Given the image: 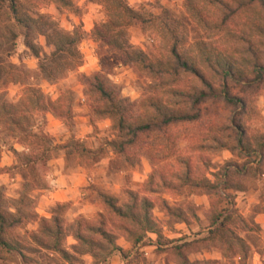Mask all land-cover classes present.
Returning <instances> with one entry per match:
<instances>
[{
    "label": "rangeland",
    "instance_id": "1",
    "mask_svg": "<svg viewBox=\"0 0 264 264\" xmlns=\"http://www.w3.org/2000/svg\"><path fill=\"white\" fill-rule=\"evenodd\" d=\"M72 1V9L54 2L42 4L39 9L35 6L31 8L33 13L40 11L49 16L66 33L76 30L82 33L78 45L82 55L81 66L57 78L47 79L39 70L41 61L54 51L53 47L47 44L45 37L39 36L35 39L39 51V56H36L25 44L23 28L15 23L8 11L3 10L0 15V32L15 35L14 52L9 62L26 70L22 82L10 83L7 86L0 83L3 100L20 106L25 100L24 89L29 85L39 88L52 100L62 97L71 104L73 110V117L68 121L58 119L52 113L31 118L29 125L35 132L47 134L54 149L45 166L38 165L34 173L25 171L26 182L22 177V169L16 167L18 163L14 153H22L25 148L18 142L17 136L13 135L5 124L0 123V191L5 197L4 206L12 212H15V207L20 206L25 213H36L40 190L49 186V179L54 174L53 167L59 160L64 159L67 168L81 165L93 169L95 174L106 172L108 179L101 181L102 189H111L115 194L112 197L118 200L122 208L130 202L128 190L137 191L140 197L150 199L154 205L151 217L162 226L163 237L159 240L153 234H145L130 222H126L127 228H124V222L108 214L100 200L104 193L96 183H91L90 195L97 203L98 210L92 212L87 219L82 215L76 217L75 208L70 205H62V216L69 229L76 221L95 220L101 213L104 215L105 230L109 236L85 232V235L93 236L97 242L91 246L77 242L72 235H68L61 242L67 254L46 249L32 236V231L37 232L41 227L40 216L36 213L39 216L37 220H31L15 230L11 241L13 248L3 250L13 254L18 259V264H172V255L161 249H166L172 240L203 236L206 232L204 227L194 231V225L207 223L208 227L207 215L211 203L221 198L219 195H206L189 188H185L181 193L161 191L159 188L156 192H150L146 190L150 174L158 170L171 173L178 167L177 157L186 156L190 157L195 165L200 164V179L212 181L227 163L243 165L249 159L227 149L220 159L215 156L189 155L191 141L187 136L177 142L176 153L168 158L161 159L157 155L149 158L144 155L134 164H129L123 157L117 156L112 148V142L117 138L114 121L103 113L104 105L92 90V83L96 78L116 95L127 100L135 116L154 112L156 106L167 107L179 97L172 93L174 88L170 86L171 80L155 77L133 64L125 63L120 52L95 39V25L107 20V11L100 0ZM217 4L215 0H201L199 6L196 0H144L136 7L131 6L150 18L151 22L145 28L128 29L129 47L160 57L167 52L171 42L177 41L179 45L181 42L187 43L191 35L198 47L211 41L220 60L239 65L232 55L228 37L221 35L217 27L203 22L205 16L218 18L217 9L214 7ZM212 33L216 35L211 36ZM180 50L187 55L185 49ZM196 84L197 81L192 76L183 75L177 89L186 90ZM197 126L198 124L188 125L172 130L175 133L178 129H194ZM65 144L67 147L64 149L62 146ZM3 153H6L8 158ZM3 158L5 164L1 166ZM214 168H219L220 171H211ZM202 169L208 170L207 176L203 175ZM262 175L264 162L261 165L255 164L253 168L247 166L246 172L234 180L235 187L241 188L230 190L237 212L247 222L246 227L238 230L248 248L247 259L241 261L227 249L211 247L194 253L203 257L202 260L194 262L264 264V191L260 190L257 183ZM25 194L30 199L29 206L26 207L19 201L20 196ZM163 201L173 209L174 215L166 213ZM56 211L57 205L51 208V216ZM51 216L45 218L49 219ZM180 216L185 217L186 222H182ZM138 237H141V240L136 243ZM118 249H122V254Z\"/></svg>",
    "mask_w": 264,
    "mask_h": 264
},
{
    "label": "trees",
    "instance_id": "2",
    "mask_svg": "<svg viewBox=\"0 0 264 264\" xmlns=\"http://www.w3.org/2000/svg\"><path fill=\"white\" fill-rule=\"evenodd\" d=\"M100 1L107 11V20L95 25L93 29L95 39L120 52L125 63L133 64L155 77L172 80L176 75L175 63L179 59L176 56L178 42H171L167 52L160 57L149 55L142 50L131 49L127 40L128 29L130 27L145 28L150 24L151 19L132 8L125 0ZM215 1L219 4V0ZM48 2H54L68 9L74 7L72 0H0V15L3 10L8 11L15 23L23 28L25 44L36 56H39L35 44L37 37L44 36L47 44L53 47L54 51L49 57L44 58L39 66L40 73L45 78L51 79L81 66L82 55L78 45L81 42L82 33L79 30L66 33L49 16L40 11L33 13L32 6L39 9L42 4ZM14 37L13 34L6 35L0 32V83L3 86L22 82L26 75L24 68L9 62L14 52ZM221 62L226 74H231L235 66L237 75H240V65L222 60ZM183 75L192 76L197 81L196 85L186 89L196 94V88L202 86L203 81L194 74L188 73L186 69L183 70ZM92 90L104 105L103 113L114 121L117 138L112 142L113 152L123 157L129 164H134L144 155L149 158L157 155L161 159L174 156L177 151V141L166 133L169 130L173 132L174 128L198 124L194 120H181L172 122L165 129H161L156 127L154 122L158 120V114L164 108L163 106H156V111L144 116H135L127 100L116 95L100 79L96 78L93 81ZM176 90L185 89H173L174 95ZM24 92L25 100L20 106L4 101L0 94V123L5 124L25 148L22 153L17 151L14 153L17 156L16 167L22 169V177L26 182L25 171L30 170L34 173L38 165L45 166L54 149L47 134L35 132L34 128L29 125L31 118L52 113L56 118L68 121L73 117V110L67 100L62 97L52 100L37 87L27 85ZM179 99L182 98L179 97ZM173 106L179 109L186 108L184 104ZM66 147L67 144L62 146L64 149ZM220 147L249 160L243 165L227 163L216 176L215 183L200 179L198 175L200 164L195 165L192 159L186 156L177 157L178 167L175 171L168 173L158 170L151 173L148 178L146 190L150 192H156L159 188L161 191L181 193L185 188H189L206 195H219L221 198V201L216 200L211 203L207 215L209 225L203 236L172 240L165 247L166 249H161L166 250L172 256L175 255L181 261L185 253L192 255L211 247L227 249L241 261L247 259L248 248L238 232L247 226V222L237 212L230 190L241 188L240 186L235 187V178L242 176L247 166L253 168L255 164L261 165L264 162V155L259 152L249 155L244 146H241L238 152H234L231 147L223 143ZM229 176L230 179L227 178ZM127 195L130 202L125 208H122L118 200L110 195L102 194L100 200L108 214L124 222V228H127L125 223L130 222L139 227L143 233L153 234L160 240L163 237L162 226L151 217L153 202L147 197H140L137 191L128 190ZM29 200L26 194L19 198L21 205L25 207L29 206ZM4 203L5 197L0 191V250L13 248L11 241L15 230L39 218L36 213L23 212L20 206L15 207V212H12L4 206ZM163 208L169 215H174L173 209L166 201H163ZM62 211V205H57V211L52 214L51 218L40 217L41 227L37 232L32 231V236L41 247L67 254L61 242L68 235H72L77 242L91 244V246L97 242L93 236L85 235V232L109 236L105 230L106 222L103 214L100 213L95 220H78L68 229ZM180 219L186 222L185 217L180 216ZM140 240L141 237H138L136 243ZM118 251L121 254L123 252L122 249ZM194 264L198 263L194 262Z\"/></svg>",
    "mask_w": 264,
    "mask_h": 264
},
{
    "label": "clouds",
    "instance_id": "3",
    "mask_svg": "<svg viewBox=\"0 0 264 264\" xmlns=\"http://www.w3.org/2000/svg\"><path fill=\"white\" fill-rule=\"evenodd\" d=\"M143 2L126 0L133 7ZM196 3L199 6L201 0H196ZM214 7L218 18L205 16L203 22L217 27L221 35L228 37L232 55L240 65V75H237L235 66L231 74L225 73L211 41L198 47L190 35L187 43L178 45L176 56L179 59L174 67L176 75L170 86L178 88L184 69L199 77L203 85L196 88V94L176 90L175 95L182 99L162 108L154 125L165 129L172 122L197 121L198 126L194 129H178L175 133L169 130L166 133L178 143L187 136L191 141L189 155L220 159L225 150L220 147L221 143L234 152L244 146L249 155L253 152L264 155V0H219ZM181 48L187 55L179 50ZM180 104L186 108L173 106ZM211 171L219 172L220 169ZM202 173L207 176L208 170L202 169ZM211 182L215 183L216 178ZM257 183L264 191V175ZM199 227L207 231V223L194 225V231ZM202 259L196 254L185 253L182 261L173 255L172 264H194V261ZM0 264H18V259L8 251L0 250Z\"/></svg>",
    "mask_w": 264,
    "mask_h": 264
},
{
    "label": "crops",
    "instance_id": "4",
    "mask_svg": "<svg viewBox=\"0 0 264 264\" xmlns=\"http://www.w3.org/2000/svg\"><path fill=\"white\" fill-rule=\"evenodd\" d=\"M6 155V153H3ZM8 158V155H6ZM5 158V157H4ZM1 166H4L5 160ZM53 164V163H51ZM53 175L49 179V186L40 190L38 204L35 212L40 217H50V210L56 205H70L75 208V216L89 218L92 212L98 210V205L90 195L91 183H96L100 191L106 195L115 196L113 191L103 190L101 181L107 180V174L97 173L86 166L78 165L76 168H67L64 159L59 160L53 167Z\"/></svg>",
    "mask_w": 264,
    "mask_h": 264
}]
</instances>
